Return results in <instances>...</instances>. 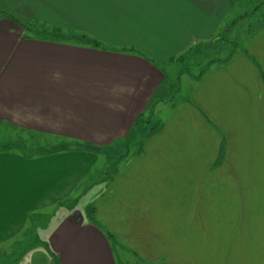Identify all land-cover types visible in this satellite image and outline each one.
Masks as SVG:
<instances>
[{
	"label": "crops",
	"instance_id": "0c3cea01",
	"mask_svg": "<svg viewBox=\"0 0 264 264\" xmlns=\"http://www.w3.org/2000/svg\"><path fill=\"white\" fill-rule=\"evenodd\" d=\"M253 1L0 0V126L69 145L0 153V264H55L48 248L59 264H123L120 252L129 264H264ZM200 53L201 77L170 108L172 69ZM149 116H162L151 133L138 128ZM49 207L62 211L41 247H15Z\"/></svg>",
	"mask_w": 264,
	"mask_h": 264
},
{
	"label": "rangeland",
	"instance_id": "374dc122",
	"mask_svg": "<svg viewBox=\"0 0 264 264\" xmlns=\"http://www.w3.org/2000/svg\"><path fill=\"white\" fill-rule=\"evenodd\" d=\"M259 3H261L260 0H254L253 1L254 7L258 6ZM261 11H263V13H264V10H261ZM260 14L261 13H259V16H260ZM43 31H47V30H43ZM35 35H37V34H35ZM183 61H186V62L181 63V64H179V66L177 68L174 67L172 69L173 70L172 79L176 78V77L178 78V79H174L173 81L170 82L171 86L174 87L173 92L175 93L176 89H180V90L174 94L175 97H174V100L172 101V103L169 105L170 108L172 105H177V103L181 102V100L189 97L191 89H192V84H193V82L191 81V76L194 77L195 79H197L201 75V53H200V55H197V56L191 57V58H187L186 60H183ZM187 63H188V65H187ZM184 67H187V70H185L187 72H184L182 70V69H184ZM157 118L159 120L153 119V118H151V116L146 117L145 119H143L139 123L138 128L139 127L143 128L144 127L143 125L145 123H147V125H149L148 126L149 127L148 128L149 133H151L154 130H157L162 123V121H161L162 116H157ZM141 128H139V129H141ZM133 140H135V139H133ZM133 140H132V142L137 143L136 140L135 141H133ZM60 146L65 148L66 145L63 142L51 140V139L44 138V137H38V136H34V135L21 133L19 131L13 130L11 128H7L5 126H0V153H4L3 151L6 150L5 153L13 151L14 153H17V154L23 155V156L24 155L25 156H32V155L33 156L34 155L43 156L44 155L43 150H46V149L47 150H51V149L57 150V148H59ZM125 150H126V148L124 149V151L121 152V154H123L125 152ZM37 151H42V152H37ZM39 153H41V154H39ZM121 154H120V152L118 154H115L116 158L114 160L115 161L119 160ZM46 155H48V154H46ZM101 155L103 156L104 154H101ZM112 155H113V153H107L106 155L103 156V158L99 157L98 160L100 161L101 159L103 160L104 158H106V159H109L112 161V158H111ZM16 203H20V202H16ZM31 203H34V202H31ZM88 203L89 202H87V200H84L83 202L77 201L71 205H73L77 208L81 207V209H83L84 207L89 205ZM66 204L69 205L70 203H66ZM4 209H8V208L4 207L0 201V215H2L3 212H6V211H3ZM56 209L49 207V208H46L45 210L36 211L37 213H34V215L32 214V216L29 217L27 220L28 222L25 225L24 233H22V235L19 236V238L17 240H15L11 243H13V245L15 247H17V246H19V244H18L19 241H21L22 244H27L26 246H24L26 249L31 248V245H33V246L38 245V243L41 247L42 242L41 241L38 242V239H40V240L45 239L46 240V237L48 236L49 232L51 231V229L54 226L55 220L58 218V214L61 213V211H62V210H59L60 207L57 210ZM20 237H22V239H20ZM17 249L21 250L20 248H17ZM46 251H48V250H46ZM118 254H119V251H118ZM0 255H3L2 252H0ZM119 255L121 257L123 264H129V261L131 260L130 255H124L121 252ZM49 256H50V254H49ZM51 260L53 261L52 258H51Z\"/></svg>",
	"mask_w": 264,
	"mask_h": 264
},
{
	"label": "trees",
	"instance_id": "16d2710c",
	"mask_svg": "<svg viewBox=\"0 0 264 264\" xmlns=\"http://www.w3.org/2000/svg\"><path fill=\"white\" fill-rule=\"evenodd\" d=\"M34 32L35 34H37L38 36H44V37H49V38H57V39H61V38H63V40H65V39H68L69 37H67V36H63L60 32H54V31H52V32H47V31H37V30H31V32ZM78 40H80V41H82V42H84V43H87L88 41H86V39L84 38V37H81L80 39H78ZM92 43H94L95 45H97L96 44V42H92ZM201 77V75L198 77V79ZM156 130H154V131H152V132H155ZM65 148H68L69 147V145L68 144H66L65 143ZM63 147H59V148H57V150L58 149H62ZM65 148H63V149H65ZM87 217H88V219L90 220V223H92L94 226H98V222L96 221V219H95V211H94V208L93 207H89V208H87ZM111 239H113V236L109 233V235H108ZM48 251H49V254H50V256H51V258L53 259V261L55 262V264H59V262L57 261V257H56V255L48 248L47 249ZM58 262V263H57Z\"/></svg>",
	"mask_w": 264,
	"mask_h": 264
}]
</instances>
